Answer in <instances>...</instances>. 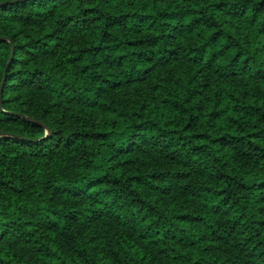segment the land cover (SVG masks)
I'll return each instance as SVG.
<instances>
[{"label": "trees", "instance_id": "16d2710c", "mask_svg": "<svg viewBox=\"0 0 264 264\" xmlns=\"http://www.w3.org/2000/svg\"><path fill=\"white\" fill-rule=\"evenodd\" d=\"M0 264H264V0H0Z\"/></svg>", "mask_w": 264, "mask_h": 264}]
</instances>
